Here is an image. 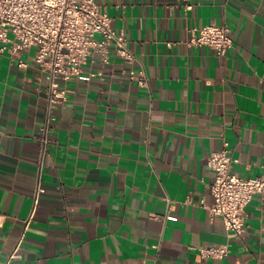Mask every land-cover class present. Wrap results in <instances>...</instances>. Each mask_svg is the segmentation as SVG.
I'll return each mask as SVG.
<instances>
[{"label": "crops", "instance_id": "obj_1", "mask_svg": "<svg viewBox=\"0 0 264 264\" xmlns=\"http://www.w3.org/2000/svg\"><path fill=\"white\" fill-rule=\"evenodd\" d=\"M94 1L150 95L113 49L105 65L87 59L62 84L39 170L47 74L33 48L20 54L25 67L0 54V264H264V193L246 206L240 237L200 204L213 201L207 159L223 142L235 174L264 175V0ZM208 24L229 28L225 55L187 45ZM209 245L229 253L199 258Z\"/></svg>", "mask_w": 264, "mask_h": 264}, {"label": "built area", "instance_id": "obj_2", "mask_svg": "<svg viewBox=\"0 0 264 264\" xmlns=\"http://www.w3.org/2000/svg\"><path fill=\"white\" fill-rule=\"evenodd\" d=\"M180 1L185 9L191 8V0ZM193 30L197 34L186 41L189 46H207L217 56H223L233 45L230 30L224 24H208ZM31 48L34 49V63L48 78L45 118L34 135L39 170L51 142L53 112L63 108L67 101V89L62 84L79 79L81 66L87 59L93 62L98 54V62L105 65L113 49L128 65L121 73L138 87L147 89L150 95L143 65L134 66L137 59L125 35L112 28L105 8L94 0H0V54H7L18 67H25L20 54ZM104 73L99 71L101 76ZM234 162L227 142H223L222 149L209 154L207 165L213 172L209 189L213 201L205 205L202 200L200 204L208 210L210 219L220 218L230 235L240 237L246 228V206L255 193H264V175L241 177L232 171ZM40 191L42 188L37 182L36 196ZM228 253L227 245L197 247L201 259H221ZM3 264H9V259Z\"/></svg>", "mask_w": 264, "mask_h": 264}]
</instances>
